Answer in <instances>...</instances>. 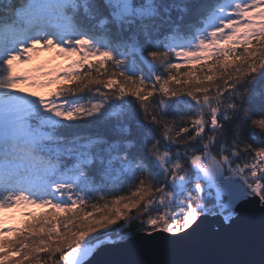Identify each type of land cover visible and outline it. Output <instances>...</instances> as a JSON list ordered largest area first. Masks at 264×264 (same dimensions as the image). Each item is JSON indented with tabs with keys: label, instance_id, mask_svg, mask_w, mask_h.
I'll return each mask as SVG.
<instances>
[{
	"label": "snow or ice",
	"instance_id": "snow-or-ice-1",
	"mask_svg": "<svg viewBox=\"0 0 264 264\" xmlns=\"http://www.w3.org/2000/svg\"><path fill=\"white\" fill-rule=\"evenodd\" d=\"M22 206L47 211L0 216V264H264V0H0V213ZM191 247L213 255L146 258Z\"/></svg>",
	"mask_w": 264,
	"mask_h": 264
},
{
	"label": "water",
	"instance_id": "water-1",
	"mask_svg": "<svg viewBox=\"0 0 264 264\" xmlns=\"http://www.w3.org/2000/svg\"><path fill=\"white\" fill-rule=\"evenodd\" d=\"M215 221L212 218L209 219L208 223L205 226V233H211L214 227ZM258 242V241H257ZM212 253L208 251H204L202 249L191 247L187 250L182 251H173L169 253H163L160 255L150 256L146 258L150 259H169V260H189V259H202V258H211ZM120 256L112 255V256H102L98 257L99 260H107V259H120Z\"/></svg>",
	"mask_w": 264,
	"mask_h": 264
},
{
	"label": "trees",
	"instance_id": "trees-1",
	"mask_svg": "<svg viewBox=\"0 0 264 264\" xmlns=\"http://www.w3.org/2000/svg\"><path fill=\"white\" fill-rule=\"evenodd\" d=\"M242 48H238V51H242ZM208 63H211V61H209ZM188 68H192L196 70V75L200 76L202 78V73L200 71V63L196 62V61H191L188 62V64H183L181 68L179 69V71L181 73L187 71ZM203 75H209L211 73L208 72L207 68H204L202 70ZM173 74H176V70H173ZM217 79H219V73L217 74ZM45 211H47L46 209H39L35 212H32L34 214V216H26V215H18V217H16V220L14 222H11V225L9 227H16V228H20L22 230H26V225L31 223L33 221L34 218L39 217L42 213H44ZM58 215H60L61 217L64 215V213H59ZM136 225L134 224L133 227H135ZM15 236L14 233H6V235L4 236V239H11Z\"/></svg>",
	"mask_w": 264,
	"mask_h": 264
},
{
	"label": "rangeland",
	"instance_id": "rangeland-1",
	"mask_svg": "<svg viewBox=\"0 0 264 264\" xmlns=\"http://www.w3.org/2000/svg\"><path fill=\"white\" fill-rule=\"evenodd\" d=\"M35 56H36V59L33 61V64L39 63V62H47L51 58L52 53L40 52V53H36ZM53 63L54 64H62L64 62L60 61V60H55V61H53ZM32 66L33 65H26V66H23V68L27 69V68H31ZM37 210H39V209L22 206L19 209L5 210L4 212L0 213V216H2L4 218L5 226L9 227L11 225V222H14L16 220V217H18V215H24L23 214L24 212H35Z\"/></svg>",
	"mask_w": 264,
	"mask_h": 264
}]
</instances>
